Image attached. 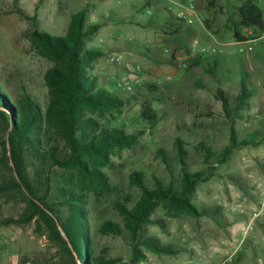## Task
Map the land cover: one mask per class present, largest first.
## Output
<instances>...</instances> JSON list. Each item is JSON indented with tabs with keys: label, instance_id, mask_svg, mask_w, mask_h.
Segmentation results:
<instances>
[{
	"label": "rangeland",
	"instance_id": "1",
	"mask_svg": "<svg viewBox=\"0 0 264 264\" xmlns=\"http://www.w3.org/2000/svg\"><path fill=\"white\" fill-rule=\"evenodd\" d=\"M147 1L0 0V85L8 99L18 101L29 94L44 108L50 100L45 75L54 63L33 45L30 34L37 29L64 36L72 16L89 7L86 26L102 28L85 42L87 48L101 53L88 73L125 103L121 113L108 114L100 122L128 133L145 130L135 147L115 150L98 167L105 177L102 182H88L96 249L106 248L108 256L123 258L119 264H130L127 235L104 237L99 230L107 221L121 223L116 210L119 203L131 206L139 200L140 192L130 184L132 172H143L151 188L159 179L180 189V139L188 170L206 171L207 159L216 168L215 177L200 184L193 199L198 210L208 214L171 218L163 209L157 210L154 218L163 219L166 228L151 225L147 235L170 244L178 253L159 255L144 249L147 258L137 264H264V31L246 29L247 41H257L253 51L241 52L247 41L237 42L232 33L238 22L237 0H185L195 3L199 19L190 34L173 38L163 27V19L148 15ZM255 1L264 12V0ZM160 9L164 11V6ZM213 49L217 52L212 53ZM112 56L123 64L111 63ZM135 66L142 68L141 83L130 93L119 89L118 82L129 77ZM242 74L250 97L239 104L241 110L231 120L217 95L219 90L227 92L236 107ZM147 104L157 115L154 126L143 118ZM232 128L239 142L251 145L235 150L227 163L218 166ZM2 140L0 133V156ZM2 171L0 166V179ZM28 173L39 185L33 167ZM70 179V172L54 170L52 194ZM26 208L18 193L0 198V264L59 263V247L37 218L23 225L4 224L9 218H21ZM235 224L241 229L234 230Z\"/></svg>",
	"mask_w": 264,
	"mask_h": 264
},
{
	"label": "trees",
	"instance_id": "2",
	"mask_svg": "<svg viewBox=\"0 0 264 264\" xmlns=\"http://www.w3.org/2000/svg\"><path fill=\"white\" fill-rule=\"evenodd\" d=\"M237 1L235 10L238 22L232 33L237 42H244L247 41L244 33L246 29L264 31V12L255 0ZM149 5L150 2H147L144 8ZM90 11L88 7L74 14L64 36H52L37 29L30 34L33 45L54 63L45 75L50 100L44 108L29 94H24L18 101L8 99L0 85V133L3 138L0 198L18 193L27 204L21 218H9L4 224L23 225L37 218L46 228L51 242L61 252L60 262L54 264L123 262V258L108 256L106 248L100 251L96 249L89 220L88 182H102L105 177L98 167L115 150L135 147L145 134V130L128 133L100 122L108 114L121 113L125 103L97 85L88 73L101 53L87 48L85 42L96 36L102 28L97 24L86 26ZM153 15L151 17L156 19L157 11ZM162 19L167 34L173 38L192 31V25L174 16ZM202 59L199 58L197 66ZM174 60L175 56L172 62ZM242 75V94L236 107H233L234 102L227 92L219 90L217 95L226 116L231 120L237 110H241L239 104L250 97L245 74ZM149 88L154 91L158 89L156 86ZM156 116L151 104H147L143 118L150 126L156 124ZM231 130L230 144L217 160L218 166L227 163L235 150L251 145L246 141L239 142L234 128ZM177 147L182 166L180 189L159 179L151 188L143 172H132L130 184L140 192L139 200L131 206L119 203L116 210L121 223L107 221L99 230L104 237L127 235L131 247L130 264L146 260L144 249L159 255L178 253L170 244L147 235V228L151 225L166 228L163 219L154 218L160 208L171 218L184 215L199 218L208 214L199 211L193 199L198 186L215 177L216 168L207 159L206 171L191 172L187 168V152L180 139L177 140ZM29 167L35 170L39 185L32 182ZM56 169L70 172L72 179L52 194L53 171Z\"/></svg>",
	"mask_w": 264,
	"mask_h": 264
},
{
	"label": "built area",
	"instance_id": "3",
	"mask_svg": "<svg viewBox=\"0 0 264 264\" xmlns=\"http://www.w3.org/2000/svg\"><path fill=\"white\" fill-rule=\"evenodd\" d=\"M164 8L165 12L168 15H173L176 19L186 22L189 25L195 24L198 21V8L193 2H188L185 0H159ZM150 5L146 7L147 13L149 16H152L157 8L158 0H148ZM257 39H251L247 42H244V47L241 48V52L249 53L254 50V44ZM202 51H207V48H204ZM212 53H216L217 50H211ZM110 62L117 65H122V60L116 56L110 58ZM141 74L142 68L140 66H135L132 73L129 77H125L118 82V88L125 92H133L136 87L141 83ZM262 211L264 210V193H263V204ZM262 212H259L254 215V218H257L261 215Z\"/></svg>",
	"mask_w": 264,
	"mask_h": 264
},
{
	"label": "crops",
	"instance_id": "4",
	"mask_svg": "<svg viewBox=\"0 0 264 264\" xmlns=\"http://www.w3.org/2000/svg\"><path fill=\"white\" fill-rule=\"evenodd\" d=\"M161 5H163V4L158 0V4H157V8H156L157 10H156V11H157V15L162 19L163 15H164L166 12H165V8H164V11H163V10L161 11V9H160ZM158 9H160V10H158ZM161 12H162V13H161ZM163 12H165V13L163 14ZM159 14H160V15H159ZM161 15H162V16H161ZM166 17H168V16H167V13L164 15L163 18H166ZM237 226H238V225L235 224V225L233 226V229H234V230H239V229H241V227L238 228Z\"/></svg>",
	"mask_w": 264,
	"mask_h": 264
}]
</instances>
